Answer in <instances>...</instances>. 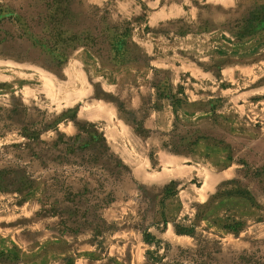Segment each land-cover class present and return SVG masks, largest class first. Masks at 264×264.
Listing matches in <instances>:
<instances>
[{"label":"rangeland","instance_id":"rangeland-1","mask_svg":"<svg viewBox=\"0 0 264 264\" xmlns=\"http://www.w3.org/2000/svg\"><path fill=\"white\" fill-rule=\"evenodd\" d=\"M39 1L0 6L21 11ZM71 2L68 25L78 40L66 56L11 39L16 25L0 21V39H7L0 44V115L26 113L49 143L95 124L133 180L118 183L96 234L64 231L44 206L42 179L18 193L0 191V264H264V0H237L230 10L205 4L193 24L220 28L211 38L218 49L198 53L214 61L215 78L175 85L167 70L147 78L134 65L151 55L132 40L135 22L111 0ZM162 98L174 109L191 103L199 116L187 122L176 115L169 130L147 129L143 118L154 116ZM18 127L0 117V168L17 161L5 146L24 140ZM197 137L200 146L190 145Z\"/></svg>","mask_w":264,"mask_h":264},{"label":"trees","instance_id":"trees-1","mask_svg":"<svg viewBox=\"0 0 264 264\" xmlns=\"http://www.w3.org/2000/svg\"><path fill=\"white\" fill-rule=\"evenodd\" d=\"M71 1L41 0L34 5L28 3L21 11L0 6V21L16 25L18 32L9 34L11 39H26L41 51L66 56L78 40L68 25L73 13ZM6 40L0 39V44ZM3 116L19 124L17 133L24 140L5 146L13 150L17 161L14 166L0 168V191L18 193L42 179L44 206L49 213L60 217L64 231L72 234L89 229L95 234L100 231L106 225L102 209L116 199L118 183L126 176L133 180L129 166L112 151L103 133L95 124H88L80 126L71 137L60 134L49 143L41 139L45 128L37 127L35 120L26 121V113L15 108L0 115L1 119ZM199 139L190 145L195 146ZM145 234L149 238V233Z\"/></svg>","mask_w":264,"mask_h":264},{"label":"crops","instance_id":"crops-1","mask_svg":"<svg viewBox=\"0 0 264 264\" xmlns=\"http://www.w3.org/2000/svg\"><path fill=\"white\" fill-rule=\"evenodd\" d=\"M236 1L111 0L116 12L135 22L136 26L131 33L132 40L142 51L151 55L149 62L134 65L141 69L147 78L152 77V72L149 71L153 69L167 70L173 85L181 83L184 77L192 83H210L214 80V61L211 60L212 64L202 62L204 56H198V53L215 52L218 49L211 38L215 37L220 28H199L194 26L193 22L200 20V10L205 4L219 10H230ZM182 22L186 23L184 29L180 27ZM206 41L208 43H205ZM190 105L191 103H188L182 108L174 109L169 98H162L161 106L154 116L149 114L143 118V126L147 129L169 130L174 126L176 115L181 120L193 122L199 115ZM200 143L198 140L195 146L199 147Z\"/></svg>","mask_w":264,"mask_h":264}]
</instances>
